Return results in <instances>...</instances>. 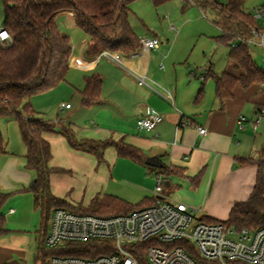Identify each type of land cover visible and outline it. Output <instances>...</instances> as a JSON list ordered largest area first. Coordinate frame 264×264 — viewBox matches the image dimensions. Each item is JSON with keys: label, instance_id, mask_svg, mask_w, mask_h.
Masks as SVG:
<instances>
[{"label": "crops", "instance_id": "1", "mask_svg": "<svg viewBox=\"0 0 264 264\" xmlns=\"http://www.w3.org/2000/svg\"><path fill=\"white\" fill-rule=\"evenodd\" d=\"M56 22L59 28H77L73 12L59 14ZM88 42L86 36L81 46ZM166 43L162 42L158 50H141L129 57L121 55L122 64L103 53L97 57H89L87 50L77 55L72 53L70 68L83 74L79 79L68 78L77 100L82 103L86 77L97 74L103 80L102 101L82 106L83 110L78 107V111H85L87 123L79 121L72 112L73 107L62 108L65 104L62 101L59 113H68V118L57 119L56 132L44 134L51 145L50 167L63 170L51 176L54 196L79 208L82 204L77 205L80 202L72 198L73 193L77 187H84L83 180L87 176L101 174L99 187L105 191L93 195L88 206L96 198L107 195L105 192L109 189L119 194L114 196L133 206L158 197L155 189L157 175L162 169L147 166L146 161L121 157L112 147L106 149L104 162L100 164L96 156L70 147L59 133L62 125H67L78 139L123 141L139 149L146 158L159 157L164 168L173 171L169 177L163 176L166 199L196 209L203 220L224 222L236 203L250 198L257 167L238 166L237 161H258L264 155V118L260 127L255 128V121L264 109V84L247 89L237 85L233 97L221 102L216 97L214 82L207 80L203 97L197 102L202 75L214 65L209 63L201 72L192 71L189 65L187 71L186 60L170 59L174 48L173 44L169 47ZM155 57H160L159 61L156 62ZM229 63L230 69L224 71L240 76L242 71ZM142 74L152 88L138 84L135 75ZM164 89L172 94L173 102L160 94ZM148 110L161 115L163 122L153 131H140L137 121ZM0 122H4L2 134L7 141L6 153L0 156V264H26L37 254L42 220L33 195L22 190L36 179V174L25 167L27 148L18 123L12 119ZM185 122L191 124L184 125ZM199 128L206 129L207 133L201 135ZM123 159L139 174L137 181L114 177ZM198 177L196 186L193 180ZM166 191H179L182 199H173Z\"/></svg>", "mask_w": 264, "mask_h": 264}, {"label": "trees", "instance_id": "2", "mask_svg": "<svg viewBox=\"0 0 264 264\" xmlns=\"http://www.w3.org/2000/svg\"><path fill=\"white\" fill-rule=\"evenodd\" d=\"M135 0H0L3 6L2 27L6 28L12 41L0 47V121L12 119L19 125L22 140L27 148L26 169L36 174V179L22 192L33 195L35 208L41 214V236L35 256L36 264H47L52 256H73L95 258L106 254L104 244L89 242L75 244L65 251L46 250L51 216L55 209L63 208L79 214H92L99 217L126 215L133 211L151 207L155 199L146 200L133 206L123 199L104 195L93 200L88 207L73 208L64 200L57 198L51 191V176L63 170L50 167L52 160L51 145L44 134L55 133L56 124L40 117L30 100L33 96L54 89L65 81L70 69L73 47L70 37L62 33L56 17L65 12H73L76 26L89 39L87 55L97 57L102 53H119L129 57L141 52L140 38L130 25L131 4ZM155 6L171 0H151ZM246 0H223L208 2L203 0L195 4L202 11H210L215 16L222 34L215 37L218 45L229 49V60L242 74L236 76L224 71L215 72L211 65L202 75V86L196 101L204 94V82L212 80L216 97L221 101L233 97L234 88L244 89L252 85L264 84V69L254 61L251 49L238 38L249 39L253 30L262 31L264 20H257L244 5ZM103 80L93 74L86 77L82 91V105L91 106L102 101ZM74 150L96 156L98 162H104V152L112 147L121 157L145 163L146 157L137 148L123 141H97L78 139L73 132L59 131ZM7 141L0 127V156L6 153ZM238 166L255 165L257 178L250 198L234 205L229 218L224 221L208 220L210 224H224L237 231L264 228V155L258 161L239 159ZM152 169V168H151ZM169 168L159 170L158 177H169ZM164 180V179H163ZM200 178L193 180L197 186ZM145 246V245H144ZM136 258L140 264H149L145 251L138 252Z\"/></svg>", "mask_w": 264, "mask_h": 264}, {"label": "built area", "instance_id": "3", "mask_svg": "<svg viewBox=\"0 0 264 264\" xmlns=\"http://www.w3.org/2000/svg\"><path fill=\"white\" fill-rule=\"evenodd\" d=\"M186 1L193 4L196 2ZM254 17L263 21L264 8L256 11ZM170 29L177 31L174 25ZM252 33L251 38H238L237 42L264 49V29L253 30ZM11 41L10 32L1 27L0 47ZM140 43L144 52L158 50L162 45L157 37H142ZM103 54L117 63L123 62L119 54ZM262 62L264 65V58ZM135 76L140 86L152 88L147 83L146 75ZM160 94L173 102V96L168 90L164 89ZM62 108L70 109L71 106L63 105ZM263 118L264 109L255 121V128L260 127ZM162 122L161 115L148 110L139 117L137 128L150 132ZM198 130L201 135L207 133L204 128ZM164 191V180L160 176L155 189L158 196L155 198L156 204L126 215L99 217L63 208L55 209L51 216L46 248L65 251L72 249L75 244L94 241L104 244L107 253L95 258L56 255L49 257L46 263L140 264L136 254L143 249L149 264H264V228L237 231L221 223H207L199 217L196 209L167 200Z\"/></svg>", "mask_w": 264, "mask_h": 264}, {"label": "rangeland", "instance_id": "4", "mask_svg": "<svg viewBox=\"0 0 264 264\" xmlns=\"http://www.w3.org/2000/svg\"><path fill=\"white\" fill-rule=\"evenodd\" d=\"M203 1V0H201ZM208 2H222L223 0H206ZM200 2L196 0L195 4ZM195 4L187 2L186 0H171L163 5L155 6L151 0H135L130 8L132 14L130 15V25L133 31L139 38L153 37L156 35L160 38L161 42H167L166 46L169 47L173 44V54L171 60H186V70L189 71V65L192 67V71L201 72L210 64L214 65L216 73L221 74L224 70L230 69L229 66V49L225 46L218 45L215 41V37H219L222 34L221 28L215 24V16L210 11H202ZM245 9L253 15L256 11L264 8V0H246ZM2 15L3 6L0 2V28L2 27ZM171 25H174L177 31L170 29ZM62 33L71 37L73 45V54L77 55L80 51L87 50V45H82L83 38L86 34L79 29L67 28V26H61ZM256 41H259L256 38ZM251 53L254 61L258 66L264 69L263 58L264 49L262 47L251 45ZM142 50V49H141ZM158 58V59H156ZM162 58V57H161ZM155 61H159L160 57H155ZM79 79L83 77V74L78 72L74 68H70L66 75V81L59 84L52 90L37 94L33 96L29 101L34 110L46 121L56 122L57 119L62 121L68 118V113H59V106L62 101L65 105L73 107L72 112H75L79 121L87 123L85 111H78V107L83 108L81 101L77 100L74 90L70 87L69 77ZM210 82H212L210 80ZM48 101V102H47ZM83 110V109H82ZM62 119V120H61ZM66 121V120H65ZM2 133L5 131L4 122H0ZM62 129L72 132L69 126L62 125ZM114 177L126 178L131 181H137L139 174L135 172L132 165L129 162L120 160L117 169L114 172ZM101 174L89 175L83 180L84 187H77L73 193L72 198L77 199L82 204L81 207H87L88 201L95 197L96 193H104L105 190H100ZM155 182L153 189L155 188ZM98 186V189H97ZM114 189V187H113ZM114 190L109 189L105 193L112 195ZM127 191V190H126ZM171 198H181L179 191L165 192ZM119 195L113 193L112 196ZM75 197V198H74ZM99 197V196H98ZM81 199L83 203H81ZM91 205V204H90ZM40 214V211L38 210ZM39 244V241H38ZM34 244L30 247L32 249ZM46 250H49L46 248ZM36 251V249H35ZM26 264H36L35 258L27 261Z\"/></svg>", "mask_w": 264, "mask_h": 264}, {"label": "water", "instance_id": "5", "mask_svg": "<svg viewBox=\"0 0 264 264\" xmlns=\"http://www.w3.org/2000/svg\"><path fill=\"white\" fill-rule=\"evenodd\" d=\"M146 165L156 169H164V164L161 162L159 157L152 156L146 159ZM168 184H166L167 186Z\"/></svg>", "mask_w": 264, "mask_h": 264}]
</instances>
